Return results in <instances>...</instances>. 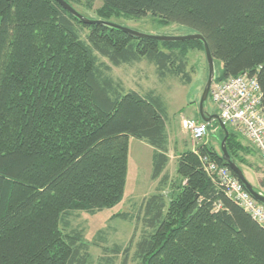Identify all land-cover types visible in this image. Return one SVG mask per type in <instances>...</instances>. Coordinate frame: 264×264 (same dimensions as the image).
Masks as SVG:
<instances>
[{"label": "trees", "instance_id": "1", "mask_svg": "<svg viewBox=\"0 0 264 264\" xmlns=\"http://www.w3.org/2000/svg\"><path fill=\"white\" fill-rule=\"evenodd\" d=\"M64 1L94 21L152 16L161 26L201 34L223 63L215 82L255 76L264 110V0ZM195 50L205 54L204 43L139 39L85 24L56 0H0V264H90L83 230L70 229L68 217L123 200L130 138L153 147V179L162 185L140 205V240L105 249L98 264H117L121 254L128 264L134 247L138 264H264V228L210 174V163L229 169L221 148L203 143L182 152L166 195L164 104L153 91L125 92L111 75L112 67L147 61L161 79L188 85ZM226 127L231 160L241 170L253 167L247 157H260L257 150ZM254 189L264 195V179Z\"/></svg>", "mask_w": 264, "mask_h": 264}, {"label": "rangeland", "instance_id": "2", "mask_svg": "<svg viewBox=\"0 0 264 264\" xmlns=\"http://www.w3.org/2000/svg\"><path fill=\"white\" fill-rule=\"evenodd\" d=\"M100 6L101 4L97 2L95 8ZM116 24L147 35L176 37L191 34V30L186 27L177 25L161 26L154 21L152 16L142 19H121L116 21ZM99 58L100 61L111 65L108 60L102 57ZM188 58V69L192 74V82L188 85L183 84L176 77L161 79L156 67L147 61L122 65L118 68L112 67L111 72L115 80H120L123 83L125 92L135 91L142 96H146L153 91L164 104L170 141V163L166 170L170 183L164 188L166 195L172 190L171 183L176 182V179H178L176 173L177 159L182 152L198 148L203 143L219 150L221 148L222 130L197 145L193 143L190 133L182 127L183 119L196 117L202 120L199 104L209 77L208 63L202 51H192ZM222 74L223 63L216 60L215 77L220 78ZM204 112L208 116L218 115V108L212 102L210 95L205 103ZM243 142L246 145L249 144L245 140ZM153 156L154 149L148 143L130 138L128 173L123 200L113 208L105 209L94 215L84 212H75L69 215L70 229L83 230L84 241L90 247V264H98L99 258L105 254V249L111 251L117 245L126 248L132 241L135 240V243H137L140 240L142 231L145 229L142 223L144 214L139 211L140 205L146 198L157 193L158 187L162 185V178L153 179ZM247 159L253 164V167L242 166L244 175L253 187L259 186L260 180L264 179V162L257 155H250ZM126 214H129L133 219L126 220L123 217ZM135 251L136 248L134 247L130 252L128 264H138L133 259ZM108 254L113 256L111 252ZM116 260L117 264H122L124 255L121 254Z\"/></svg>", "mask_w": 264, "mask_h": 264}, {"label": "built area", "instance_id": "3", "mask_svg": "<svg viewBox=\"0 0 264 264\" xmlns=\"http://www.w3.org/2000/svg\"><path fill=\"white\" fill-rule=\"evenodd\" d=\"M210 97L219 110L222 122L256 149L264 162V110L262 90L257 78L242 74L215 82ZM182 125L190 133L194 144L202 142L210 133L207 123L194 119L183 120ZM209 169L211 176L217 177L226 195L264 227V205L251 196L228 168L210 163Z\"/></svg>", "mask_w": 264, "mask_h": 264}, {"label": "water", "instance_id": "4", "mask_svg": "<svg viewBox=\"0 0 264 264\" xmlns=\"http://www.w3.org/2000/svg\"><path fill=\"white\" fill-rule=\"evenodd\" d=\"M65 10H67L70 14L75 16L77 19L82 21L85 24L88 25H94V24H100V25H107L112 28H116L119 30H122L123 32L129 34L132 37L139 38V39H149V40H155L160 42H182V41H195L200 40L204 43V50L206 55V60L208 63V69H209V77L206 84V87L204 89L200 104H199V110L202 117V120L204 122H210L212 119H216L219 121L221 130L225 133V136L221 142V151L223 154V159L227 162L229 169L236 175L238 180L243 184L245 189L251 194V196L259 203L264 205V195L258 193L254 187L247 181L244 173L242 170L236 165L235 162H233L228 154L227 151V140L229 138V132L227 130V127L222 122L220 117L218 115L216 116H208L207 113L204 112L205 103L207 102L210 94L211 87L213 83L215 82V60L213 56L211 55L210 49L208 44L205 42L204 38L201 34L195 33V34H189L186 36H176V37H168V36H156V35H147L143 33H139L137 31H134L128 27L116 25L110 22H103V21H94L91 19H88L81 15L79 12H77L72 6H70L68 3H66L64 0H56Z\"/></svg>", "mask_w": 264, "mask_h": 264}, {"label": "crops", "instance_id": "5", "mask_svg": "<svg viewBox=\"0 0 264 264\" xmlns=\"http://www.w3.org/2000/svg\"><path fill=\"white\" fill-rule=\"evenodd\" d=\"M216 116V115H215ZM218 116H219V110H218ZM191 119H195V120H199L201 121L200 119H197L196 117H193ZM183 120H190V119H183ZM182 120V121H183ZM208 125H209V136L208 138L212 137L213 135L219 133V131L221 130V127H220V124H219V121L216 120V119H212L210 122H208ZM246 142V141H245ZM192 150V149H191ZM170 157V156H169Z\"/></svg>", "mask_w": 264, "mask_h": 264}, {"label": "bare ground", "instance_id": "6", "mask_svg": "<svg viewBox=\"0 0 264 264\" xmlns=\"http://www.w3.org/2000/svg\"><path fill=\"white\" fill-rule=\"evenodd\" d=\"M206 139V138H205ZM204 141V140H203ZM201 143V142H200ZM200 143H198L197 145H199ZM232 199V198H231ZM233 200V199H232ZM234 201V200H233ZM235 202V201H234ZM236 203V202H235ZM237 204V203H236ZM238 205V204H237ZM239 206V205H238ZM240 208H242L241 206H239ZM244 210V208H242ZM245 211V210H244ZM246 212V211H245ZM247 213V212H246ZM250 215V214H249ZM253 219V218H252ZM254 220V219H253ZM255 221V220H254ZM256 222V221H255ZM257 223V222H256ZM258 224V223H257ZM262 227V226H261ZM264 228V227H263Z\"/></svg>", "mask_w": 264, "mask_h": 264}]
</instances>
